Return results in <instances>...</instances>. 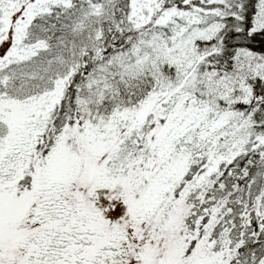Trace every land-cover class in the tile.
<instances>
[{
    "label": "snow or ice",
    "instance_id": "snow-or-ice-1",
    "mask_svg": "<svg viewBox=\"0 0 264 264\" xmlns=\"http://www.w3.org/2000/svg\"><path fill=\"white\" fill-rule=\"evenodd\" d=\"M0 264H264V0H0Z\"/></svg>",
    "mask_w": 264,
    "mask_h": 264
}]
</instances>
